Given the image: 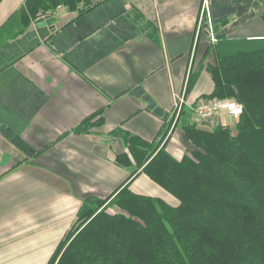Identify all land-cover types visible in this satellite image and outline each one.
Returning <instances> with one entry per match:
<instances>
[{
    "label": "crops",
    "instance_id": "1",
    "mask_svg": "<svg viewBox=\"0 0 264 264\" xmlns=\"http://www.w3.org/2000/svg\"><path fill=\"white\" fill-rule=\"evenodd\" d=\"M26 1L0 0V264H49L88 198L166 195L126 137L181 160L184 124L219 100L207 65L264 39V0H207L212 29L204 0Z\"/></svg>",
    "mask_w": 264,
    "mask_h": 264
},
{
    "label": "trees",
    "instance_id": "2",
    "mask_svg": "<svg viewBox=\"0 0 264 264\" xmlns=\"http://www.w3.org/2000/svg\"><path fill=\"white\" fill-rule=\"evenodd\" d=\"M37 3L26 1L32 16ZM219 55L206 70L212 97L242 106L234 129L185 123L181 160L126 137L137 169L178 205L128 185L106 200L88 198L49 264H264V39Z\"/></svg>",
    "mask_w": 264,
    "mask_h": 264
},
{
    "label": "built area",
    "instance_id": "3",
    "mask_svg": "<svg viewBox=\"0 0 264 264\" xmlns=\"http://www.w3.org/2000/svg\"><path fill=\"white\" fill-rule=\"evenodd\" d=\"M91 1H98V0H91ZM207 5V0H204V10H202V13L200 15L199 19V29L205 24L206 27H209V29H212L211 23H204V15H205V8ZM204 25V26H205ZM182 107H183V101L179 100L173 109L172 112V125L171 130L178 124L181 114H182ZM196 119L195 123L197 124V121H200L201 123H204L208 126L221 116H227L228 118L232 119H238L240 115L242 114V106L239 105L235 100H209L200 103L194 112Z\"/></svg>",
    "mask_w": 264,
    "mask_h": 264
},
{
    "label": "rangeland",
    "instance_id": "4",
    "mask_svg": "<svg viewBox=\"0 0 264 264\" xmlns=\"http://www.w3.org/2000/svg\"><path fill=\"white\" fill-rule=\"evenodd\" d=\"M224 100H234V99H231V98H228V99H224ZM195 119H196V116L194 115V118L191 120V123L193 122V121H195ZM239 121V117H238V119H232V118H227L225 121H223V123L222 124H220V126L221 127H227V128H231V129H234V126H235V124L237 123ZM197 124L201 127V128H204V129H206V128H209V126L208 125H206V124H204V123H201L200 121H197ZM215 128V127H214ZM210 129V128H209ZM211 130V129H210ZM188 153V152H187ZM187 155V154H186ZM153 186H155V188L152 190V191H150L149 193L150 194H148V195H153V196H155V195H157L156 194V192H157V190H158V192L160 191V192H164V194H166V195H163L162 194V198L161 199H163V200H165L167 203H169L170 205H172V206H177L178 205V201L174 198V197H172L169 193H167L165 190H163L161 187H159V186H157L155 183H153ZM158 195H160V194H158ZM167 196V197H166ZM111 212H112V210H111Z\"/></svg>",
    "mask_w": 264,
    "mask_h": 264
}]
</instances>
